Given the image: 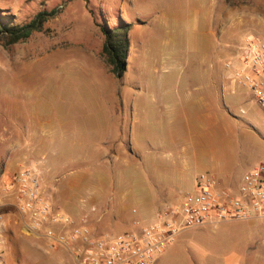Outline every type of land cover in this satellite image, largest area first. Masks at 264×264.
<instances>
[{"label": "rangeland", "instance_id": "374dc122", "mask_svg": "<svg viewBox=\"0 0 264 264\" xmlns=\"http://www.w3.org/2000/svg\"><path fill=\"white\" fill-rule=\"evenodd\" d=\"M39 11L54 14L28 39L0 34V195L14 132L31 117L49 120L83 154L53 161V175L81 184L47 188L64 204L54 206L73 214L100 191V211L127 212L104 216L115 219L108 232L133 230V209L154 211L149 222L180 202L183 175L208 167L237 182L264 161V105L224 67L248 36L264 39V0H0V23L25 24ZM120 22L131 24L121 77L102 54V27ZM253 219L185 228L154 264H264V216ZM1 248L8 264H75L68 250L15 224Z\"/></svg>", "mask_w": 264, "mask_h": 264}, {"label": "built area", "instance_id": "2783aa9c", "mask_svg": "<svg viewBox=\"0 0 264 264\" xmlns=\"http://www.w3.org/2000/svg\"><path fill=\"white\" fill-rule=\"evenodd\" d=\"M229 80L247 87L264 105V39L250 35L225 59ZM15 191L16 205L27 231L68 250L75 264H154L185 228L226 220L264 216V161L247 170L237 190L219 186L213 173L202 172L195 187L176 205L158 212L149 222L136 218L128 232H108L89 224L92 206L81 217L55 209L40 172L26 167L14 174L6 192ZM134 212L137 209H133ZM6 224L0 214V264H8L1 244Z\"/></svg>", "mask_w": 264, "mask_h": 264}, {"label": "crops", "instance_id": "0c3cea01", "mask_svg": "<svg viewBox=\"0 0 264 264\" xmlns=\"http://www.w3.org/2000/svg\"><path fill=\"white\" fill-rule=\"evenodd\" d=\"M227 79L228 75L226 76ZM220 85L222 88H225L227 91V94H233L235 89L233 91L229 89V83L224 77L222 76V80L220 82ZM212 108V107H211ZM211 108H208L211 110ZM57 129V128H56ZM62 131L67 132L68 128L65 127V125H62ZM55 128L50 123L49 120H46L45 123L41 122L38 123V120H32L31 119L25 120L21 123V121L18 124V129L16 132H14L13 136V147H14V155H13V166L9 170H7L4 174V192L0 195V214L3 216L5 224H6V231L9 233V230L12 228L13 224L21 226V228H24V224L22 221V217L19 214V211L17 209L16 205V198H15V191L11 193L6 192V183L10 180V175L15 169L16 171H19L26 167H32L36 169L38 172H40L42 177V182L45 188H53L54 190L58 192H62L64 190H72L75 189L76 186L80 188L81 184L74 182V179L72 176H68V174L63 173L62 176L53 175V166L56 167L55 164H53V161H59L57 162L58 165L61 164L62 160L58 159H65V158H79L83 154L77 153V150L75 148V143H73L70 139H67L66 135H58L55 134ZM16 133V134H15ZM117 141V140H116ZM99 148V147H98ZM101 149V148H99ZM227 158V154L224 156V160ZM155 158H153V161ZM222 162L220 166L219 171H224L226 161ZM59 167V166H57ZM205 171L202 172H210L211 170H208V167H203ZM72 172V171H71ZM200 172V173H202ZM212 172V171H211ZM210 172V173H211ZM196 175H183L182 181L187 187V190H193L195 187V181L196 177L200 174ZM218 175V174H217ZM219 186L223 188H228L232 190H237L239 187V180H236L237 182L233 181V179L229 176H219ZM242 178V177H241ZM240 178V180H241ZM53 181H56V183H53ZM236 184L235 186H232L231 184ZM6 184V185H5ZM77 187V188H78ZM49 192V191H48ZM102 192V191H101ZM50 194V192H49ZM52 197V195L50 194ZM61 196V195H60ZM67 197V195H65ZM52 199V198H51ZM102 197L100 196V191H97L96 193H93V196L91 197V203H83V204H77L75 209L72 210L74 217H81L84 213L89 212V209L92 206H98L100 215L92 214L91 219H93L95 216L97 217L98 221H101L104 219V216L107 214L108 216L115 215L118 217L123 218L125 214L127 213L124 210H121L119 212V215L117 213L118 209L115 208L116 205H112L113 209H105L104 211H100V205L102 204ZM53 204L54 201H57L58 203L62 204L63 202L56 199H52ZM118 201L116 202V204ZM99 204V205H98ZM64 205V204H62ZM55 209H58L55 207ZM117 209V210H116ZM115 210V211H114ZM140 216H137L136 218H139L141 220L146 221V219L151 218L154 214L152 210L144 211V209H141L137 211ZM69 214V213H67ZM155 215V214H154ZM262 217V216H260ZM135 218V219H136ZM258 218V217H256ZM126 218H124L125 220ZM113 220V219H112ZM115 220V219H114ZM113 220V221H114ZM127 220V219H126ZM251 224H255V219L252 218L249 219ZM101 223L100 227H98L102 231H107V225H111L113 221H104ZM230 221H236V220H226V221H220L218 223L222 222H230ZM245 221V220H244ZM218 223L214 224L217 225ZM171 246V244L169 245ZM168 246V247H169ZM167 247V248H168ZM166 248V249H167ZM162 254V253H161ZM160 254L158 255L156 261L159 259ZM155 263V262H154Z\"/></svg>", "mask_w": 264, "mask_h": 264}, {"label": "trees", "instance_id": "16d2710c", "mask_svg": "<svg viewBox=\"0 0 264 264\" xmlns=\"http://www.w3.org/2000/svg\"><path fill=\"white\" fill-rule=\"evenodd\" d=\"M54 11H39L29 22L21 25L5 26L0 23V34L9 36L11 42H19L28 39L34 31L40 30L48 16ZM131 24L120 22L118 25H106L102 27L105 34V42L102 54L110 70L117 76H123L127 69V58L130 47Z\"/></svg>", "mask_w": 264, "mask_h": 264}]
</instances>
